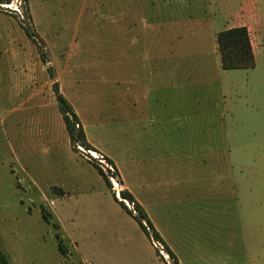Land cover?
I'll list each match as a JSON object with an SVG mask.
<instances>
[{"label": "rangeland", "instance_id": "1", "mask_svg": "<svg viewBox=\"0 0 264 264\" xmlns=\"http://www.w3.org/2000/svg\"><path fill=\"white\" fill-rule=\"evenodd\" d=\"M146 2L151 5L150 0L0 4V244L11 264H174L120 204V192L128 188L179 264H264V0H214L221 13L214 26L203 15L206 0L153 2L154 16L163 17L164 25L152 33L162 35L175 56L170 62L183 66L185 83L199 82L200 88L194 106L177 107L193 96L176 95L170 86L163 95L169 107H153L151 126L138 129L134 120L144 121L145 99L157 96L146 95L139 56L145 35H151L143 24L149 17ZM240 13L256 17L263 48L254 69L223 70L215 32ZM70 47L72 74L64 73ZM24 49L51 63L36 73L45 99L38 113L31 104L22 107L31 84L16 87L20 79L28 81L33 60L11 53ZM52 76L89 142L106 154L73 151ZM136 100L141 104L135 106ZM208 113L213 123L204 118ZM187 115L192 119H181ZM198 124H215L217 137H206ZM222 130L230 132L227 140L218 136ZM135 152L140 158L132 169ZM108 156L118 167L104 159ZM91 158L102 165L111 189Z\"/></svg>", "mask_w": 264, "mask_h": 264}, {"label": "crops", "instance_id": "2", "mask_svg": "<svg viewBox=\"0 0 264 264\" xmlns=\"http://www.w3.org/2000/svg\"><path fill=\"white\" fill-rule=\"evenodd\" d=\"M163 1H165V0H150L151 5L148 2H146V6H145V9H146L145 11H146V13H148L149 17L145 18L143 20V24L146 27L150 28V34L151 35H148V36L145 35V37H144L145 38V41H144L145 46H144L143 50H140V55L139 56L143 58V63H144L145 82H146V88H145L146 95L148 97V96L152 95V93H153V94H155L157 96L155 98H151V99L150 98H146L145 99L144 109H142V111H141V114H143L145 116V118H144V121L140 120L144 124L141 125V122L139 120H134L135 121L134 123L137 125L136 128H138V129H140L141 127L144 128V129H147L148 127L151 126L149 123H152L153 120H151V117H150L149 113H150V110L153 107H156V106H159V105L161 107H164V108L166 107V109H167V107H169V105H170L169 100L167 98H164L163 95H164V91L169 90L170 86H171V89L175 91L176 95L185 94L187 91H189L191 93L190 95L193 96L192 101H189L187 103H186V101H183V100H180V102H177L176 103L177 107H183V106H186V105L194 106V96H195V93L196 94L198 93L199 88H200L199 82L196 85H195V83H189V84L185 83V73L183 71L184 70L183 66L178 61L170 62L169 59L170 58H175V56L170 54L168 49H166V45H163V39H162L163 37H162V35L158 36V35H154L152 33L153 30H154L153 27L164 25L163 17L154 16V7H153L154 4H162ZM206 1L208 3L209 7H206V9H208V10L204 9L203 15H204L205 19L207 18L206 16L210 17V19H209L210 24L212 26H214V25H216L219 22L220 18H218V16L220 17L221 13L218 10L216 11V9L214 7L215 6L214 0H206ZM153 2H155V3L153 4ZM32 13H33V15L35 17V15H36L35 12L33 11ZM195 15H197V14H195ZM236 17L237 18H236L235 22L231 23L228 27H226L224 30H221L219 32H222V31H225V30H229V29H232V28H237V27H246L248 29V31H249V34H250L255 60L257 61L258 56L261 54V51H262V48H263V42L260 40V38L258 36V32H257V19H256V17L253 14L244 15L243 13L237 14ZM197 19L201 20L202 17L199 16ZM201 23L202 22L200 21L197 24H201ZM250 27L254 31V34H256V43H254V34L252 33ZM38 28L40 30V26ZM39 32H41V31H39ZM219 32H215V33L218 34ZM40 36L43 37L42 35H40ZM29 44L30 43H28V45ZM48 45H49V48L51 50L50 52L52 53V49L54 48L53 43L49 42ZM24 51H25L24 53H21L19 51H13L11 53V57L14 58V59L19 58L21 56V54H26L27 56H31V58L33 60L32 61V68L30 69V74H28V77H29L28 81H25L22 78V79H20L19 82H17V84H16L17 86L16 87L18 89H20V88H24V86L26 84H28L27 82H29L31 84V86L33 88L32 92L28 96L27 100L22 102V107L25 108L26 107L25 105H30L31 104L32 111H36V113H38L39 110L41 109V104L45 102V99L43 98L44 99V100L42 99L43 102L41 101L42 95H41V90H40V88L38 86L39 82L38 83L35 82V81H37V80H35L36 79V73L40 69L41 66L48 68L49 64H51V63L47 62V61L45 63H42L40 61V59H39L40 56L37 54V52L34 49L31 52H30V50H27V49H24ZM72 55H73L72 47L65 48V56H64V58L66 60H65V65H64V68H65L64 69V73H70V74L73 73ZM49 68H50V66H49ZM49 70H51V69H49ZM51 79L54 81L53 84L55 82H57V81H55V76L53 78H51ZM179 79H181V82H179ZM196 87H197L198 90H196ZM60 91L62 93L63 87H60ZM54 96H55V93H54ZM55 99H56V96H55ZM140 104H141L140 101H137V100L134 103L135 106L136 105H140ZM197 105H200V101L199 100L197 101ZM27 111H30V110L28 109ZM196 112L198 113V111H196ZM204 115H205L204 118H206L207 122H209V123H213L214 122V120H215L214 118L215 117L211 116L210 113L204 114ZM191 116L192 115H187V116H184L181 119L189 120V119H192ZM196 116H198V115H196ZM33 118H35V117L32 116L30 121ZM62 118H63V115H62ZM199 118H200V116H199ZM79 119H80V117H79ZM32 121L35 122L34 119ZM199 121L201 122V121H204V120H201V118H200ZM63 122H64V119H63ZM80 122H81V125L83 126V128L85 130V133H86V127H85V125H83V122H82L81 119H80ZM64 126H65V123H64ZM196 127L201 132H207L206 137H208V138L217 137V133H216V130H215L216 129V125L215 124H213V125L212 124H207V125H203V126L198 124ZM65 129H66V126H65ZM132 134H131L132 139H134V140L138 139V134L137 133H135L134 137H133ZM229 134H230V132H228L227 130H222V133L219 134L218 136L227 140L230 137ZM67 135H68V133H67ZM86 136H87V133H86ZM35 137L38 138L39 136L35 135ZM50 137H51L50 142L51 143H55L54 142V139H55V133L54 132H52V135H50ZM69 139H70V137H69ZM87 139H88V136H87ZM88 141H89V139H88ZM29 143L32 146L34 145V148L36 147L35 145H37V141L34 140V139L30 140ZM133 143H134L133 141L130 143V147L133 146ZM138 144H140V143L137 142L136 145L134 144L136 149L139 146ZM91 145L95 149H97L98 152L101 151V152L105 153V151L99 149L95 145H93V144H91ZM71 146H72V143H71ZM140 147H141L140 148L141 150L142 149L144 150V149L148 148L147 146H145V147L140 146ZM72 149H73V147H72ZM81 149H83V148L80 147V150ZM45 150L48 151V148L45 147ZM137 154L138 153L135 152V155L131 158L132 159V161H131V164H132L131 168L132 169H137L135 167V165H134V164L138 163L137 158H140L139 155H137ZM108 158L111 159L109 156H108ZM114 164H115V166H117V164L115 162H114ZM120 173H121V171H120ZM121 175H122V173H121ZM127 190H129L133 194L135 199L137 200V197L131 191V189L128 188Z\"/></svg>", "mask_w": 264, "mask_h": 264}, {"label": "trees", "instance_id": "3", "mask_svg": "<svg viewBox=\"0 0 264 264\" xmlns=\"http://www.w3.org/2000/svg\"><path fill=\"white\" fill-rule=\"evenodd\" d=\"M3 1L4 0H0V4ZM25 31L27 36L34 41L35 38L33 33L28 28H25ZM217 43L219 47L221 67L223 70H251L256 67V60L252 48L251 38L246 27H237L219 32L217 34ZM53 91L55 93L60 112L63 115L66 131L70 137L73 150L75 152L82 153V151L80 150L81 147L86 151L98 152L89 143L85 130L81 125L78 114L74 110L73 106L69 103V101L65 98V96L61 93L58 82H55L53 84ZM104 159L107 160V162L111 164L113 168L115 167V164L111 159H109L108 157H104ZM90 160L94 168L102 176L104 182L106 183V186L111 189V179L104 172L102 165L95 161V159L91 158ZM114 197L115 200L118 201V198L115 195ZM120 197L123 201L126 200L133 205L135 213L133 211H129L123 201L120 202L124 209H126L127 212L136 220L141 230L150 239V241L152 243L154 241L161 243L170 257L174 260V264H179L175 254L167 246L161 234L155 228L147 212L145 211L143 206L135 199L133 194L129 190L124 189L120 192ZM44 217L47 218V215H44ZM0 264H11L8 255L3 251L1 244Z\"/></svg>", "mask_w": 264, "mask_h": 264}, {"label": "bare ground", "instance_id": "4", "mask_svg": "<svg viewBox=\"0 0 264 264\" xmlns=\"http://www.w3.org/2000/svg\"><path fill=\"white\" fill-rule=\"evenodd\" d=\"M92 155L96 156V153L95 152H91ZM115 185L118 186V183L115 181Z\"/></svg>", "mask_w": 264, "mask_h": 264}, {"label": "built area", "instance_id": "5", "mask_svg": "<svg viewBox=\"0 0 264 264\" xmlns=\"http://www.w3.org/2000/svg\"><path fill=\"white\" fill-rule=\"evenodd\" d=\"M4 6H6L7 8H10V7H9L10 5H9L8 3H7L6 5H4ZM15 11H16V12H19L18 9H15Z\"/></svg>", "mask_w": 264, "mask_h": 264}, {"label": "water", "instance_id": "6", "mask_svg": "<svg viewBox=\"0 0 264 264\" xmlns=\"http://www.w3.org/2000/svg\"><path fill=\"white\" fill-rule=\"evenodd\" d=\"M82 150V149H81Z\"/></svg>", "mask_w": 264, "mask_h": 264}]
</instances>
